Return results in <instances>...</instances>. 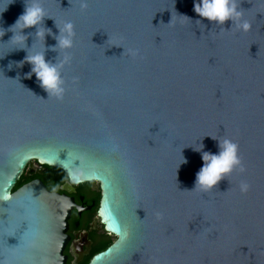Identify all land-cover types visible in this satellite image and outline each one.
<instances>
[{"label": "water", "instance_id": "95a60500", "mask_svg": "<svg viewBox=\"0 0 264 264\" xmlns=\"http://www.w3.org/2000/svg\"><path fill=\"white\" fill-rule=\"evenodd\" d=\"M196 2L39 0L41 31L74 26L73 46L53 52L35 27L11 39L25 3L0 0V264H64L72 201L39 180L13 189L31 161L63 171L66 191L98 184L115 239L87 264H264V0H238L246 32ZM27 52L68 58L62 98L26 78L31 65L15 62ZM225 138L244 171L193 190L195 149L218 154Z\"/></svg>", "mask_w": 264, "mask_h": 264}, {"label": "clouds", "instance_id": "9594fccd", "mask_svg": "<svg viewBox=\"0 0 264 264\" xmlns=\"http://www.w3.org/2000/svg\"><path fill=\"white\" fill-rule=\"evenodd\" d=\"M25 7L23 13L18 17L16 22L9 28H19L21 30L20 37L17 38L15 33L11 39H18V42L26 43L28 38L23 30L26 28H36L38 36L45 39L46 35H53L52 30L47 28V32L41 31L38 26L43 24L46 17L44 8L39 3V0H31V3H27L24 0ZM86 0H82L81 7H86ZM194 12L201 18H204L210 22H214L217 26H221V30H225L222 26L227 21L232 22V26L235 25L238 29L248 31L251 28V24L243 20V12L238 8V0H197L194 3ZM196 23H201L197 20ZM56 26V25H55ZM57 27V26H56ZM74 26L71 22H66L62 29H59V35H53L56 40V44L49 46L48 50L56 52L57 48L70 49L73 46V37L75 35ZM0 35L4 36L5 32H0ZM20 50H26L21 48ZM68 60L65 57L61 64L53 63L51 60L45 59V53H36L33 55L28 54L24 60L15 62L20 65L27 62L31 65V71L26 74V78H31L34 74L39 86L47 92L48 95L62 98L64 93L63 84L64 81L61 76L60 68L63 63ZM213 139H216L212 137ZM204 145L201 143L196 151L201 152L203 166L196 173L195 187L193 190H200L202 192H208L217 188L220 181L227 178L233 171H244L241 158L238 154L239 146L237 143L230 139L218 140V154H212L208 151H202ZM183 163H187L183 159ZM248 185L242 184L241 190L246 191Z\"/></svg>", "mask_w": 264, "mask_h": 264}, {"label": "flooded vegetation", "instance_id": "af4514ba", "mask_svg": "<svg viewBox=\"0 0 264 264\" xmlns=\"http://www.w3.org/2000/svg\"><path fill=\"white\" fill-rule=\"evenodd\" d=\"M25 180L22 184L33 180H39L43 186L50 192L65 195L66 198L72 201V208L70 209L67 218V227L64 232L67 240L62 248V255L64 256V264H79L89 254L90 257L104 249L115 239V236L107 231H104L99 219L96 216V209L94 215H90L93 203H88L91 193H98V184L96 182L90 183L82 190H78L73 185L69 191L65 190V182H59L58 176L53 172H48L43 165L33 161V164L27 165L23 171ZM22 173V174H23ZM96 183V186H93ZM108 242L102 249L95 250V248Z\"/></svg>", "mask_w": 264, "mask_h": 264}, {"label": "trees", "instance_id": "16d2710c", "mask_svg": "<svg viewBox=\"0 0 264 264\" xmlns=\"http://www.w3.org/2000/svg\"><path fill=\"white\" fill-rule=\"evenodd\" d=\"M45 169L48 170V172H53L55 173L57 176H58V180L59 182L61 181H68L67 180V177L65 175V173L63 171H61L60 169L56 168V167H52V166H47V165H43ZM25 178V174H21V176L18 178V180L16 181L13 189H16L18 188L20 185H22V183L24 182V179ZM90 183L88 182H83V183H80V184H77L75 187L78 189V190H82L84 187H87ZM98 201H99V194L98 193H91V196L89 197L88 199V203H93L92 205V209L90 211V215H94L95 213V208L98 206ZM97 210V209H96ZM108 242H103V244H101L100 246H98L97 248H95L91 253H93L95 250H99V249H102L104 246L107 245ZM90 254L85 258L83 259V261H81L79 264H87L88 262V258H89Z\"/></svg>", "mask_w": 264, "mask_h": 264}, {"label": "rangeland", "instance_id": "374dc122", "mask_svg": "<svg viewBox=\"0 0 264 264\" xmlns=\"http://www.w3.org/2000/svg\"><path fill=\"white\" fill-rule=\"evenodd\" d=\"M31 164H33V161H31ZM93 186L95 187L96 186V183H93Z\"/></svg>", "mask_w": 264, "mask_h": 264}]
</instances>
